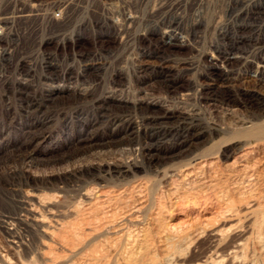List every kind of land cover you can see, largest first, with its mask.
I'll list each match as a JSON object with an SVG mask.
<instances>
[{
  "label": "rangeland",
  "instance_id": "1",
  "mask_svg": "<svg viewBox=\"0 0 264 264\" xmlns=\"http://www.w3.org/2000/svg\"><path fill=\"white\" fill-rule=\"evenodd\" d=\"M133 1L123 32L87 22L99 30L72 59L47 35L45 68L41 54L0 64V264H126L129 251L131 264H203L231 242L251 249L264 220V78L236 62L221 80L210 57L224 63L234 40L264 55V0ZM171 19L182 45L161 37ZM119 164L131 172L105 170ZM28 194L45 196L39 227Z\"/></svg>",
  "mask_w": 264,
  "mask_h": 264
},
{
  "label": "built area",
  "instance_id": "2",
  "mask_svg": "<svg viewBox=\"0 0 264 264\" xmlns=\"http://www.w3.org/2000/svg\"><path fill=\"white\" fill-rule=\"evenodd\" d=\"M131 1L27 0L26 2V0H0V64L11 66L16 60L23 64L32 62L40 58L39 54L45 60V40H47L45 36L47 35L54 36V40L47 41L54 43L60 58H62V54L65 57L62 58L63 60L72 59V55L68 56L66 51L69 52L71 47L79 48L80 38L75 41L76 38L81 37L85 31L93 34L95 30H99L98 25H93L94 31H91L86 25L87 22H83L84 20L106 18L110 24L102 23L103 27H109V31L112 27L113 31L116 28L112 24L118 22V29L123 32L128 28L127 20L131 15L129 13ZM3 16H7V18H2ZM62 37L66 38L61 39ZM62 48L66 50L63 51ZM73 57L75 56L73 55ZM42 66L45 68V61ZM33 72L34 70H31L29 74L20 75V77L34 78ZM5 74L7 73L5 72ZM69 74L72 75L65 72L66 76ZM61 78L55 79L66 80L64 77ZM42 82L45 83V79ZM43 85L45 87V84Z\"/></svg>",
  "mask_w": 264,
  "mask_h": 264
},
{
  "label": "bare ground",
  "instance_id": "3",
  "mask_svg": "<svg viewBox=\"0 0 264 264\" xmlns=\"http://www.w3.org/2000/svg\"><path fill=\"white\" fill-rule=\"evenodd\" d=\"M27 2V0H26ZM134 15V14H133ZM1 17V16H0ZM4 18L7 16H3ZM2 17V18H3ZM132 17L133 16H130L128 17V22H130V20L132 21ZM173 18V17H172ZM105 20H107L106 18H103ZM102 19V20H103ZM164 19V18H163ZM197 20V19H196ZM83 22H92L91 19L89 20H84ZM165 23V22H164ZM92 23H87V26L90 28L92 27L91 25ZM118 24V23H117ZM128 24H131V23H128ZM94 25V24H93ZM113 25V24H112ZM119 25V24H118ZM163 26V25H162ZM179 23L177 21H175L174 19H171L170 21H168L167 23L164 24V27L162 29V39H164V41L166 42V44L170 45V46H175V45H182L183 44V41L181 40H178L177 42H174L173 41V36L172 34L174 33L173 31L178 29L179 28ZM189 26V25H188ZM100 26L98 25V28ZM114 27V26H113ZM157 27V26H156ZM159 27V26H158ZM182 30V29H181ZM189 30V29H187ZM155 32V31H154ZM181 34V33H180ZM183 34V33H182ZM66 38V37H65ZM78 38V37H77ZM77 38L75 41H77ZM178 38V37H177ZM176 38V39H177ZM68 39H70V37H68ZM149 41V40H148ZM235 41V40H234ZM234 41H231V45L227 46V47H224L223 49H221L220 52H222V54L224 55L223 58H224V63L221 61L220 65L217 63V57H214V56H211L210 57V60H211V63L213 65V72L215 74V76L219 79H228V74L226 73L227 71L225 70L226 66H232L234 64H236V62H240L242 65H244L245 67H247L248 69H250L254 76L256 78H258L259 80L263 79L264 78V55L261 54L260 58L256 55V53L250 55V54H242L243 51H239L238 49V46L236 45V43ZM186 45V44H185ZM31 52H33L32 49H30ZM260 52V51H259ZM212 53V52H211ZM213 54V53H212ZM219 56V55H218ZM44 60V59H43ZM45 61V60H44ZM220 61V60H219ZM16 62V61H15ZM244 66H243V69H244ZM211 68V67H210ZM242 69V70H243ZM246 69V68H245ZM244 69V70H245ZM241 70V71H242ZM244 72V71H242ZM236 76V75H235ZM233 77V76H232ZM236 78V77H235ZM79 79V78H78ZM233 79V78H232ZM215 81V80H214ZM213 82V81H212ZM263 83V82H262ZM21 89H24L23 87L20 88ZM19 90V89H18ZM25 90V89H24ZM26 91V90H25ZM28 92V91H27ZM210 93V92H209ZM34 94V93H33ZM31 95V94H30ZM233 95V94H232ZM32 96V95H31ZM256 96V95H255ZM27 97V96H26ZM25 98V97H24ZM35 99V98H33ZM220 102V101H219ZM228 102V101H227ZM137 103V102H136ZM134 104V103H133ZM135 105V104H134ZM104 107V106H103ZM115 107V106H114ZM124 107V106H123ZM108 108V106H107ZM143 108V107H142ZM136 110V109H135ZM179 113V112H178ZM181 116V115H180ZM183 117V116H182ZM188 117V116H187ZM176 119V118H175ZM184 120V119H183ZM185 121V120H184ZM191 123V122H190ZM193 124V123H192ZM191 125V124H190ZM193 126V125H192ZM189 128L188 126H184V127H181L179 131H177V135L176 137H183L185 138V136H188V132H189ZM176 132V131H175ZM201 132H196L194 134H192L193 136H196V135H199ZM174 135V134H173ZM190 139V138H189ZM184 140V139H183ZM187 141V140H185ZM153 146V145H152ZM149 147V146H148ZM148 150V149H147ZM141 151H143V147L141 148ZM145 155V154H144ZM151 156V155H150ZM153 157V155H152ZM105 165V164H104ZM109 165H112V164H109ZM131 166L130 165H117L116 167H107L105 168L106 171H116L118 174L123 175V174H126L129 170H130ZM102 169V168H101ZM101 171V170H100ZM83 172V171H82ZM131 172V171H129ZM96 175V174H95ZM103 176V174H102ZM98 192V191H97ZM101 192V191H100ZM98 193V195L96 196L97 199L100 198V197H103L102 194H104V192L101 194V193ZM88 194V192H85ZM85 193H83V195H85ZM96 195V194H95ZM89 196V195H88ZM45 198V196L43 195H39V196H35V195H27L26 198H27V202L31 203L32 206L28 207V208H25L24 211L30 216V220H31V224L33 226H37L39 227L40 223H42L43 219L41 218L42 216H37V209H35L34 207L36 205H34L35 203L37 205H39L40 207L44 205V202H43V198ZM101 199V198H100ZM228 204V203H227ZM232 205V204H231ZM39 206H36V207H39ZM230 207V206H229ZM231 209V208H230ZM228 208V210H230ZM235 209V208H234ZM227 211V210H226ZM234 211V210H233ZM232 211V212H233ZM40 215V214H39ZM109 215V214H108ZM26 218H27V215H26ZM45 220V219H44ZM228 222H231V221H228ZM237 223V221H234ZM44 223V222H43ZM40 224V225H39ZM225 224V223H223ZM228 225V224H227ZM232 226H228L230 228H227L226 226H224L225 230L224 231H220L218 230L217 233H215V236L217 239H221L223 237V235L225 236L226 234L230 233L231 231H233L232 229H235V226L233 228V223L231 224ZM237 225V224H235ZM222 226V225H221ZM43 227V226H42ZM41 227V228H42ZM112 227V226H111ZM32 228V227H31ZM220 228V227H219ZM218 228V229H219ZM223 228V227H222ZM44 229V228H43ZM221 229V228H220ZM47 231V228L45 229ZM45 230H42V232H45ZM114 230V229H113ZM234 232V231H233ZM44 234V233H43ZM232 234V233H231ZM231 234H228V235H231ZM227 236V235H226ZM131 242V241H130ZM134 242V241H133ZM132 242V244L134 245V243ZM252 243V242H251ZM132 246V245H131ZM130 247V246H129ZM135 247V246H134ZM133 248V246H132ZM127 251V250H126ZM128 251H129V248H128ZM258 252L260 255H262V262L261 264H264V220H262V224L260 225L258 231H257V234L255 236V240L253 241V243L251 244V249H247L246 250V247L243 246V243L240 242V241H236V242H231L229 244H227L226 246H224L222 249L218 250V249H215L213 250L210 255H208L205 260H204V263L203 264H254V262H250V257L253 255L254 252ZM132 252V251H131ZM135 253V252H134ZM134 253H130L129 251V254L133 255ZM126 256L124 259L126 260V264H131L132 261H135L136 259H138L136 257V259L134 260H130L131 258H134L132 256ZM127 255V254H126ZM136 256V255H135ZM150 258V257H149ZM175 258V257H173ZM152 259V258H151ZM176 259V258H175ZM148 260V259H147ZM140 261V260H139ZM143 260H141V262L137 263V264H145L142 262ZM249 261V262H248ZM138 262V261H137ZM150 264V263H149ZM199 264V263H197Z\"/></svg>",
  "mask_w": 264,
  "mask_h": 264
}]
</instances>
